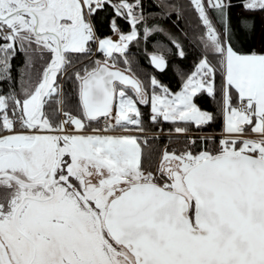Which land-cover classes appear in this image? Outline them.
Wrapping results in <instances>:
<instances>
[{"label": "snow or ice", "instance_id": "1", "mask_svg": "<svg viewBox=\"0 0 264 264\" xmlns=\"http://www.w3.org/2000/svg\"><path fill=\"white\" fill-rule=\"evenodd\" d=\"M0 264H264V0H0Z\"/></svg>", "mask_w": 264, "mask_h": 264}, {"label": "trees", "instance_id": "2", "mask_svg": "<svg viewBox=\"0 0 264 264\" xmlns=\"http://www.w3.org/2000/svg\"><path fill=\"white\" fill-rule=\"evenodd\" d=\"M135 50V49H134ZM193 58L190 56L188 61H184L183 63H185L186 65L190 63V61ZM140 64L143 66V69H146L148 71H156L157 75H160L162 79L165 80V82H170L171 84H176L178 81V77L175 76L173 74V72L171 71V69H169V71L161 74L160 72H158L157 70H154L153 67L149 64V62L146 59H141L140 60ZM213 105V101L209 98L207 100V102L204 104L205 107H209L211 108ZM147 110V109H146ZM169 125L165 124V127H168ZM195 130V129H194ZM218 131V124H213L209 127H205L203 130H196V131H200L202 133H211L212 131Z\"/></svg>", "mask_w": 264, "mask_h": 264}, {"label": "rangeland", "instance_id": "3", "mask_svg": "<svg viewBox=\"0 0 264 264\" xmlns=\"http://www.w3.org/2000/svg\"><path fill=\"white\" fill-rule=\"evenodd\" d=\"M201 134H203V133L201 132Z\"/></svg>", "mask_w": 264, "mask_h": 264}, {"label": "water", "instance_id": "4", "mask_svg": "<svg viewBox=\"0 0 264 264\" xmlns=\"http://www.w3.org/2000/svg\"><path fill=\"white\" fill-rule=\"evenodd\" d=\"M158 71V70H157ZM159 72V71H158Z\"/></svg>", "mask_w": 264, "mask_h": 264}]
</instances>
